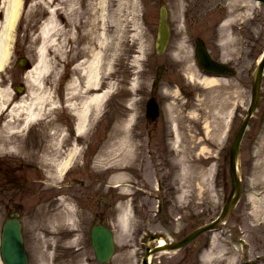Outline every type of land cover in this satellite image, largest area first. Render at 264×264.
Returning <instances> with one entry per match:
<instances>
[{
  "label": "rangeland",
  "instance_id": "374dc122",
  "mask_svg": "<svg viewBox=\"0 0 264 264\" xmlns=\"http://www.w3.org/2000/svg\"><path fill=\"white\" fill-rule=\"evenodd\" d=\"M162 5L168 11L171 37L165 53L159 56L154 50V39L159 8ZM74 8L82 13L84 20H88L86 29L92 28L93 33L87 37L91 40L90 43L95 51L99 50V46H95V43L98 44L100 35L103 42L102 88L111 86L112 91L100 114L87 130L91 135L96 134L94 138L89 139L90 143L94 145L98 142L92 149L91 155L103 150L107 153L116 149V152H109L100 167L92 163L90 168H76L70 178L74 181H68L71 187L60 191L73 198L74 207L80 214L76 222L79 228L81 225L84 229V235L79 240L76 237L78 241L76 246H67L60 241H49L52 235H50L51 230L43 223L44 213H39L43 221L36 227L40 228L37 229V235L31 231L35 228L32 226L33 217L28 222L26 238L29 264H63L64 262L74 264L69 259L79 248L80 251L85 252L84 259L87 264H98L88 238L90 227L96 224L110 226L114 232L116 254L108 264H140L145 244L154 245L149 241L150 235L163 237L166 240H178L191 230L213 220L220 212L223 199L227 198L229 187L223 196L224 182L229 184L227 148L246 114L254 63L264 49V8L252 0L239 2L234 0H75ZM46 17L41 0H23L10 46V59L0 70V103L18 101L31 103L35 95H46L48 98L43 103H51L55 96L56 101L60 103L59 109L66 111L60 112L61 117L66 119L69 115L68 109H64L62 103L72 78L79 76L74 67L75 62L86 60L88 56L79 55L73 59L69 58L71 46L68 43L63 45V53L55 58L58 60H55L52 54L47 57V60H50L46 61L47 70L43 64H39L37 50L41 41L38 35ZM77 20L78 18L75 22ZM64 24L65 30L72 35H78L73 26L67 22ZM239 27L245 31V39L240 37L236 39L234 29L237 30ZM196 38H201L205 42L215 59L230 64L237 62L235 66L240 72L233 78L203 77L204 74L199 70L194 55ZM84 46L87 45L81 43L79 48ZM19 57H26L34 67H37L34 70L23 71L16 64ZM162 64L165 65V69L157 90L153 89V93L157 94V100L165 103L168 111H171L172 121L181 127L180 140L175 138L177 151H174V159L170 160L174 164L172 169L175 166L173 182L167 181L164 185V189L170 192V197L168 196L169 200L168 197L163 200V208L166 216L172 215V219L176 221L170 231L166 230V219L163 217L159 219L152 213L156 202L155 197L150 193L156 191L150 158L146 154L147 148L150 147L143 135L151 130L152 126H145L141 113V105L152 93L157 67ZM191 73L193 78L190 76ZM195 74L202 79L216 80V83L202 84L196 80ZM21 84L24 85L22 95L15 93L13 89L15 85ZM132 108L136 113L132 112ZM219 108L231 110L228 114L230 122L229 126L222 125L224 138L218 148H214L213 122L219 121L214 116L215 113L218 114ZM262 112H264V78L261 100L250 119L241 147L242 171L246 184L244 183L236 214L232 213L223 221L226 225H220L222 229L215 234V237H211L212 233L209 232L201 236V243L203 239L211 244L214 243V249L209 246L205 264H216L221 261L232 264L231 256H234V264H241L238 245L232 244L234 241L227 229L229 224H237L236 217L239 219L238 224L247 232L250 248L248 258L253 260L250 264H264V261L254 259L256 254H263L261 259L264 260V114L262 117ZM55 115L53 104L44 106L43 115L38 120L39 126L37 122L35 127L27 131L37 132L41 127L45 131L44 136H48L47 134L54 130V123L50 122L52 119L53 122L56 121ZM131 116L127 143L120 146V140L118 150L115 146L110 147L114 141L115 124ZM16 120L18 122L15 124L19 126V119ZM163 121L164 114L158 124L159 127L157 126L158 133L163 131ZM19 130L15 132H22ZM15 136L18 135L13 133L8 137ZM158 137L160 138L159 135ZM161 138L159 142L162 141ZM178 144H181L180 147ZM124 145L132 150V154L128 157L123 155L126 147ZM221 148L224 151L220 150ZM160 157V161L156 160L154 163L167 165L166 156L160 153ZM91 159L94 158L91 156ZM217 169H219L218 175ZM120 173L121 175L117 177L116 175ZM138 187L145 191L143 196L135 195L140 190ZM172 190L175 191L176 197H173ZM55 195H59V192L42 189L41 199L47 200ZM26 208V212L30 213L31 208L28 203ZM245 210L247 214L239 218L237 213ZM124 213H126L125 226L119 220ZM54 231H61L56 237L59 235L63 238L67 235L64 228ZM234 231L237 238V225ZM223 249L227 250L222 252ZM41 251H45L46 257ZM197 253L195 246L191 244L175 252L159 253L153 260L161 264H199ZM223 253L229 256L228 259H221ZM40 254L44 260H41ZM116 261L117 263H114Z\"/></svg>",
  "mask_w": 264,
  "mask_h": 264
},
{
  "label": "bare ground",
  "instance_id": "6f19581e",
  "mask_svg": "<svg viewBox=\"0 0 264 264\" xmlns=\"http://www.w3.org/2000/svg\"><path fill=\"white\" fill-rule=\"evenodd\" d=\"M41 2L43 3V7H45L47 17L44 24L41 26L38 35L41 41L37 50L39 64H43L47 70L48 67L46 66V61H50L47 60V57L52 54L54 59L57 58L63 53V45L68 43L71 46L68 53L69 58L73 59L79 55L88 56L86 60H78L75 62L74 67L77 69L79 76L72 78L69 87L66 89L67 92L64 100L67 109L75 118V131L82 133L91 127L92 121L96 120L97 116L101 112V109L103 108L104 103L112 93L111 86L102 88L103 51L101 50V47L103 46V42L101 41L99 35L98 44L95 43V46H99V50L95 51L90 43L91 40H89L87 37L93 33L92 28L86 29L88 20H84V18L81 16L82 13L80 14L78 11H76V8H74L75 0H41ZM22 3L23 0H0V70H2L4 66L7 65L10 59V46L13 40L15 28L18 24ZM63 11L66 12L63 13ZM74 16L76 19L78 18L77 22H75L76 19ZM66 22L74 27L78 35H72L69 31L64 29L65 24L63 25V23ZM89 22L94 28V24L91 23L90 19ZM64 35L67 37L65 38ZM81 43H85L87 46L79 48ZM36 67L37 66L33 67L32 70H34ZM190 76L193 78V73H191ZM195 77L196 80H199L202 84L212 85L216 83V80H211L209 78L202 79L197 77L196 74ZM47 98L48 96L46 95H35L33 96L31 103L18 101L9 109L5 102L0 103V115L4 114L5 118L2 124V130H0V132L8 134L9 132L19 130V128H21L19 131H23L26 128L34 126V124L39 122L38 120L41 119L44 106H48L50 104L55 105L58 103L55 96L52 99L53 102L43 103L45 100H47ZM4 111L7 113L5 114ZM132 112H135L134 108H132ZM230 112L231 110H227L226 108H219L218 114H214V116L218 118L217 120H219L213 122V134L217 144H219V142L224 137L222 125L228 124V114ZM16 118L19 119V126L15 124L18 122ZM131 120L132 116L130 118L122 119L115 124L113 127L114 141L110 144V147L115 146L118 150V142H120V140V146L127 143L126 139L128 138L127 134ZM208 126L210 127V125ZM76 152V147L71 148L70 155H74ZM109 152H116V149H112L107 153L104 150L99 152L95 161V163L97 162L96 164L98 167L101 166V162L106 158V156H108ZM131 152V148L126 146L123 151L124 157H128L129 154H132ZM69 160L70 158L59 163L55 167V173L58 174L63 171L64 165ZM119 175H121V173L117 174L116 176L118 177ZM116 186H118V184ZM51 203L52 202L43 203L34 210L33 226L37 227L38 225L42 224L43 220H41L42 218L39 219L38 215L39 213H44V216H42L45 217L43 218V223L51 230L50 235H52L49 241H60L64 244H67V246H76L78 242L77 239L79 240L80 237L82 239V236L84 235V229L81 225L79 228L76 222L77 217L80 214L76 211L73 200L70 197L61 196L58 200L54 201L55 205ZM119 220L120 223L125 226L126 213L122 214L119 217ZM61 228H64L67 235L63 238L62 236L59 237V235L56 237V235L61 231L56 232L54 229L57 230ZM164 243V240L159 239V245H164ZM80 250V248L75 250L74 255L71 256L69 261L74 262V264H87L86 260L84 259L85 252ZM41 253L46 257L45 251H41ZM42 254H40V258L41 260H44ZM148 261H150V256L148 257ZM114 263H117V261ZM63 264L69 263L64 262Z\"/></svg>",
  "mask_w": 264,
  "mask_h": 264
},
{
  "label": "flooded vegetation",
  "instance_id": "af4514ba",
  "mask_svg": "<svg viewBox=\"0 0 264 264\" xmlns=\"http://www.w3.org/2000/svg\"><path fill=\"white\" fill-rule=\"evenodd\" d=\"M234 34L238 37L245 39V31L243 28L239 27L237 30L234 29ZM249 41V40H247ZM247 43H245L246 45ZM237 64V62H236ZM234 64V65H236ZM236 67V66H235ZM237 68V67H236ZM237 72H240V69L237 68ZM64 104V103H63ZM60 103H57L55 112V130H52L48 136H44V132L40 127L37 132L35 131H23L15 132L14 134L18 135L12 138H9L12 133H1L0 132V252H1V243H2V232L6 224L15 223L19 226V236L21 238L22 247L27 250V224L29 221L34 220V210L43 203H49L54 205V201L58 200L59 195L51 196L47 200L41 199L42 189H53L58 188L57 183L58 179L55 173V167L64 161L65 159L70 158L66 164L68 172L61 178L62 186L69 187L71 186L68 181L72 176V171L76 168L82 169L90 168L96 157L95 152L91 155L92 149L98 144V142L90 143L89 139L92 138L90 132H76L75 131V118L72 115H68L65 118L61 117L60 112L65 110H60ZM65 106V105H64ZM141 113L145 112V105H141ZM61 120V121H60ZM145 126H152V129L146 131L143 135L146 137V143L149 144L150 148H147V155L149 156L151 171L153 173L154 181H157L160 185L167 181L173 182L174 178V168L173 163L170 160L174 159V151L177 150L173 147L174 133L171 131V123L164 124V131L158 133L157 124L158 122L148 123L145 122ZM3 117H0V130H2ZM37 129V128H36ZM35 129V130H36ZM158 135L161 138L158 137ZM95 137V134L93 138ZM85 140V141H83ZM154 144L152 145V143ZM51 146V147H50ZM78 147L79 152L76 156L70 157V150L72 147ZM161 146V150H160ZM180 150V149H179ZM161 151V152H160ZM160 153H163L166 156L168 164L154 163L156 160L160 161ZM219 170L217 171V175ZM229 176V184L224 182L223 185V196H225L226 189H228V195L233 190V183ZM73 183V182H72ZM140 190L135 193L136 196L145 194V191L138 187ZM57 191V190H56ZM158 193L151 192L150 195L155 197V200L158 203L156 208L157 216L162 212V202L168 196L170 197V192L164 188H158ZM173 197L175 196V191L172 190ZM174 193V194H173ZM168 197V199H169ZM226 198V199H227ZM226 199H223L221 209L226 202ZM29 204L31 210L30 213L26 212V204ZM32 204V205H31ZM239 202L236 203L234 209L231 210L228 214V217L232 213L236 214V208H238ZM243 214H247V210L244 212H238L237 215L239 218H242ZM29 215V216H28ZM40 216L38 215V218ZM29 218V220H28ZM32 220V224H33ZM236 223L228 225V230L230 231V237L233 238L235 235L234 227L237 225L238 229H241L242 235L245 231L244 228H241L239 219L236 217ZM169 225L173 226L175 220L171 218L167 219ZM226 225V223H223ZM222 224V225H223ZM37 229L32 228V232H37ZM222 229H216V233ZM244 236V235H243ZM201 237H199L195 242H192V245L196 249H200L199 253L202 252L203 247L206 245L203 239L201 243ZM227 249H223L225 251ZM192 250H190L191 252ZM221 252V253H222ZM229 252V251H228ZM199 257V254H197ZM228 255H222V260L227 259ZM258 258L259 255H256ZM0 264L2 259L0 256Z\"/></svg>",
  "mask_w": 264,
  "mask_h": 264
},
{
  "label": "water",
  "instance_id": "95a60500",
  "mask_svg": "<svg viewBox=\"0 0 264 264\" xmlns=\"http://www.w3.org/2000/svg\"><path fill=\"white\" fill-rule=\"evenodd\" d=\"M258 1L264 4V0H258ZM166 20H167V12H166V9L162 7L160 9L159 23L157 27V37L155 40V49L158 54L163 53L165 46L167 45L168 39H169V31H168V25H167ZM195 53L197 56L198 65L203 70L209 73H212V74H229V75L232 74L231 68L227 67L226 65L222 63L215 62L210 58L201 40L196 41ZM24 63H25L24 59L18 60L19 65H23ZM263 67H264V57L256 71V76H255V81L253 84V91H252L253 101L251 103V107L249 109L247 119L244 121L243 125L239 129L234 139L233 145H232L231 164H233L234 159L237 155L240 139L242 137V133L248 121V117L256 105L255 101L257 99L258 92L260 89V80L262 76ZM161 68L162 67L158 69L157 78L160 77ZM16 90L21 91V88L16 87ZM148 103H155V102L151 99L148 101ZM149 110H150V113L147 112V116H148V119L151 120L157 116L156 104H153L152 108L149 107ZM211 226L212 225L210 224L204 228L197 230L195 233L190 235L188 238H186L182 242H178L175 244H169V245H166L165 247H157V248H154L151 252H156V251L162 250L163 248L177 249L183 244H185L188 240L196 236L197 234L211 228ZM14 230H15L14 226L6 227L4 230L2 247H1L3 261L5 262V264H27L26 253L22 249H20L19 239L16 238L15 234H12L13 233L12 231ZM91 244H92V248L94 249L96 259L100 263L108 262L110 257L114 253V244H113V239H112V233L110 232V230L103 226L94 227L91 231ZM148 252H149V249L147 250V253L143 259V264H148L146 263V257L148 255Z\"/></svg>",
  "mask_w": 264,
  "mask_h": 264
}]
</instances>
